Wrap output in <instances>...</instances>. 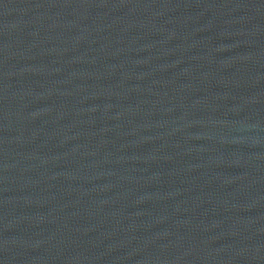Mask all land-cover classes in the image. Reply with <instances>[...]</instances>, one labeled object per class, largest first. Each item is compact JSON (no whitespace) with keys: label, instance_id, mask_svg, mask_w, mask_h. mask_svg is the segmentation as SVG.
Returning a JSON list of instances; mask_svg holds the SVG:
<instances>
[{"label":"water","instance_id":"95a60500","mask_svg":"<svg viewBox=\"0 0 264 264\" xmlns=\"http://www.w3.org/2000/svg\"><path fill=\"white\" fill-rule=\"evenodd\" d=\"M0 264H264V0H0Z\"/></svg>","mask_w":264,"mask_h":264}]
</instances>
